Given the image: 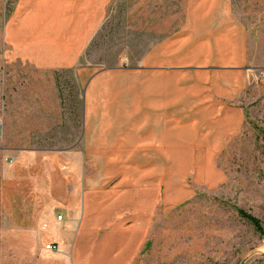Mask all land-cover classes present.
I'll use <instances>...</instances> for the list:
<instances>
[{"label":"rangeland","instance_id":"1","mask_svg":"<svg viewBox=\"0 0 264 264\" xmlns=\"http://www.w3.org/2000/svg\"><path fill=\"white\" fill-rule=\"evenodd\" d=\"M188 2L109 0L79 65L47 69L34 66L23 57L25 51L17 53L10 35L29 50L25 39L34 43L42 30V17L36 16L46 10L49 33L61 31L67 2L0 0V264H73V238L82 205L90 200L117 204L99 227L91 222L92 231L81 243L87 252L91 240L106 239V251L116 256L123 247L114 246L116 218L130 227L132 215H139L140 230L130 244L125 236L117 264H264V231L239 214L255 216L264 230V0H230L248 29L258 76H252L239 103L246 113L242 132L213 163L222 182L211 174L210 183H201L206 179L189 173L164 177L166 187L159 192L126 187L117 193L116 179L107 178L110 171L86 159V83L80 82V71L136 67L155 42L182 29ZM57 9L62 14L54 16ZM51 240H59L60 252L46 250ZM97 251L94 247L93 256Z\"/></svg>","mask_w":264,"mask_h":264},{"label":"crops","instance_id":"2","mask_svg":"<svg viewBox=\"0 0 264 264\" xmlns=\"http://www.w3.org/2000/svg\"><path fill=\"white\" fill-rule=\"evenodd\" d=\"M65 1L68 8L62 15L61 31L49 33L51 22L43 18L45 10L36 16L43 19L38 21L42 30L33 38L35 42L32 37L25 39L29 50L17 46L14 33L10 35L17 53L25 51L23 57L34 66L77 67L109 5V0ZM188 4L182 29L155 42L136 67L98 72L84 68L79 73L80 82L86 83L82 110L86 159L110 171L107 178L116 179L117 193L142 187L159 192L165 186L164 177L189 173L208 179L201 183H210L211 174L222 182L223 174H217L213 163L243 130L246 113L239 103L252 76H258L248 29L235 15L230 0H189ZM62 10L51 13L60 15ZM39 46L43 47L40 55ZM116 204L90 200L82 205V221L73 238V264L120 261L115 259L124 255L125 236L130 244L140 230L137 213L130 227L115 217L118 238L114 246L123 245L116 256L106 251V239L91 240L89 252L81 245L92 231L91 222L99 227ZM92 247L98 249L96 256Z\"/></svg>","mask_w":264,"mask_h":264},{"label":"trees","instance_id":"3","mask_svg":"<svg viewBox=\"0 0 264 264\" xmlns=\"http://www.w3.org/2000/svg\"><path fill=\"white\" fill-rule=\"evenodd\" d=\"M240 216H242V218H244L245 220H247L250 224H252L254 226V228L259 232V233H263V227L261 224V221L256 218L253 215H250L246 212H244L243 210L239 211Z\"/></svg>","mask_w":264,"mask_h":264},{"label":"built area","instance_id":"4","mask_svg":"<svg viewBox=\"0 0 264 264\" xmlns=\"http://www.w3.org/2000/svg\"><path fill=\"white\" fill-rule=\"evenodd\" d=\"M57 221H59V222L63 221V216H59V217L57 218ZM43 229L47 230V229H48V225L45 224V225L43 226ZM46 250H47L48 252H54V253L57 252V253H58V252H60V250H61L60 243H59L57 240H51V241L46 245Z\"/></svg>","mask_w":264,"mask_h":264}]
</instances>
